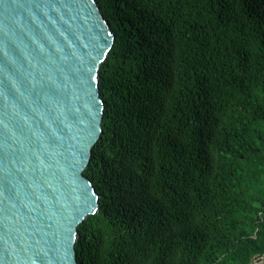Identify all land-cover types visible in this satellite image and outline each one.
<instances>
[{
	"label": "trees",
	"instance_id": "trees-1",
	"mask_svg": "<svg viewBox=\"0 0 264 264\" xmlns=\"http://www.w3.org/2000/svg\"><path fill=\"white\" fill-rule=\"evenodd\" d=\"M115 41L78 264L264 254V0H95Z\"/></svg>",
	"mask_w": 264,
	"mask_h": 264
},
{
	"label": "water",
	"instance_id": "water-1",
	"mask_svg": "<svg viewBox=\"0 0 264 264\" xmlns=\"http://www.w3.org/2000/svg\"><path fill=\"white\" fill-rule=\"evenodd\" d=\"M114 41L95 0H0V264H78Z\"/></svg>",
	"mask_w": 264,
	"mask_h": 264
},
{
	"label": "built area",
	"instance_id": "built-area-1",
	"mask_svg": "<svg viewBox=\"0 0 264 264\" xmlns=\"http://www.w3.org/2000/svg\"><path fill=\"white\" fill-rule=\"evenodd\" d=\"M250 264H264V254L254 256Z\"/></svg>",
	"mask_w": 264,
	"mask_h": 264
}]
</instances>
